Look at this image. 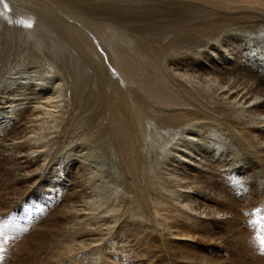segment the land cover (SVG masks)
<instances>
[{
	"label": "bare ground",
	"instance_id": "6f19581e",
	"mask_svg": "<svg viewBox=\"0 0 264 264\" xmlns=\"http://www.w3.org/2000/svg\"><path fill=\"white\" fill-rule=\"evenodd\" d=\"M7 14L13 17L12 23L4 19ZM253 19L264 26V0H0V64L19 50L31 61L45 53L60 64L58 69L66 80L61 93L60 85L51 82H37L31 90L27 87L32 84L9 79L22 74L21 67H0V72L7 74L9 89L14 95L19 93L0 106V115H7L3 117L8 122L4 129L10 127L14 133L12 139L8 134V139L0 141V168L4 166L12 175L15 189L25 187L23 194L50 181L57 198L64 195L68 173L73 174L76 167L84 170L82 183L74 182L70 198L64 200L54 219L56 242L44 251L46 255L56 252L59 264H127L120 256L128 253L129 257L140 245L138 257L150 260L155 257L151 255L153 247H170L171 237H166L170 223L179 220L209 236L219 249L229 239L227 233H232L233 251L240 260L264 264V252L255 251L264 247V234L260 237L255 232L246 240L248 247L237 245V235L245 233L248 224L241 228L234 219L238 210L233 198L240 192V180L235 177L240 175V164L228 154L229 149L241 145L264 158V81H258L262 86L251 94L240 85V77L252 72L232 67L242 59L228 54L236 52L242 22ZM225 39L234 41L233 45L228 47L231 41L225 45ZM203 52L205 59L207 53L218 58L213 62L207 59L212 66L209 69L203 66L206 60L193 58ZM253 52L255 56L260 53L255 49L249 53ZM247 65L255 66L253 62ZM259 78L264 79L262 75ZM207 82L211 88L204 84ZM33 92L36 106L30 100ZM204 126L213 132L217 143L212 142V136H202ZM225 133L229 136H222ZM183 140L191 144L180 147ZM89 142L97 155L92 152L87 156L90 164L86 166ZM168 143L175 150H166ZM98 155L108 166L103 171L93 166L90 172L88 167ZM58 158L61 160L55 162ZM214 160L221 168H216ZM113 169L118 170L117 180L124 179L117 184V200L100 180L106 174L114 177L108 171ZM142 174L149 188L141 194ZM199 175L207 181L202 182ZM256 183L264 188L261 178L248 182ZM15 202L10 201L9 208ZM212 202L215 205H210ZM134 203L145 212L142 221H135H139L138 227L131 222L135 211L129 212L130 219L125 213ZM232 223H236L234 229L229 228ZM49 226L42 230L34 226L39 243L53 241ZM208 229L215 233L208 234ZM60 232L64 234L59 236ZM18 244L17 249L23 248ZM183 249L169 253L172 261V255L180 257L172 264L220 263L203 253L190 258ZM108 254L116 257L111 259ZM196 255L206 262H194ZM6 259L2 264L16 263L9 256ZM35 263L24 259L22 264Z\"/></svg>",
	"mask_w": 264,
	"mask_h": 264
},
{
	"label": "rangeland",
	"instance_id": "374dc122",
	"mask_svg": "<svg viewBox=\"0 0 264 264\" xmlns=\"http://www.w3.org/2000/svg\"><path fill=\"white\" fill-rule=\"evenodd\" d=\"M6 13H9V12H6ZM4 17H5L4 19H7L8 22L12 23L13 17L8 18V14L6 16L4 15ZM242 23H244V27L240 28L241 34H240V36L237 39V42L235 44L236 52H228V54L230 56L238 57L237 58L238 60L242 59L241 60L242 62L240 61V65L238 63L236 65H232V67L237 66V68L240 69V71L246 69V71L252 72L251 74L247 73L244 79L242 77H240V81H241L240 85L242 87H244L247 91H250L251 94H253L259 88V86H262V84L257 85L256 83L258 81L259 82L264 81V79L259 78V76H261V75L264 77V64H263V62H264V51L260 52L261 48L264 47V43H259V42H263L261 40L264 39V26H263V23H261L259 20H255V19L246 20L245 22H242ZM29 25H31V24L29 23ZM232 29H234V27H232ZM234 30H236V29H234ZM230 41H227L226 39L223 40V42H225V45H227L228 42H230L228 44V47H231L233 45V42H234L232 40H230ZM199 46L204 48L202 41H199ZM251 49H255L262 54L260 55V53H259L255 56L256 52H253L254 54L249 53L251 51ZM20 51L21 50L17 51L15 55H13L8 60L6 59V61L3 62V64H0V67H10L13 70L19 69L21 67L20 69L23 70L22 74H18L15 76L12 75L9 79H11V78L16 79L18 83L32 84V86H30V87L26 86L27 88H30L31 90L35 88V83H37V82L43 83V84L46 82H51L54 85H57V84L60 85V86H58V90L61 93L62 87H64L66 85V80H65V76L63 75L61 70L58 69L60 64L58 62H56V59L53 56L51 58V55L49 56L48 54L43 53V54L39 55L37 61H36V59H32V61H31L30 58L26 59L27 60L26 61L25 57L23 56L24 50H22V52H20ZM210 51H212V50H210ZM203 53L204 54H201L202 56L198 55V57H193V58L195 60H198V58L200 57L201 60H206L203 62V66L206 67L207 69H209L212 67L211 63H209V62L217 61L218 58L214 57L213 58L214 60H213L212 58H210L209 53H207V59L210 60L209 62H207V59H205V52H203ZM246 55L250 58L249 60L246 59V57H245ZM18 58H21V59L19 60ZM45 59H47V60L45 61ZM51 61H53L54 63L52 62V64H51ZM41 62H43L45 65ZM248 62H253L255 66H248L247 65ZM244 63H246V64H244ZM19 65H21V66H19ZM46 65H48V66H46ZM45 68H47V69H45ZM34 71H36V72H34ZM44 72L46 73V75ZM50 72H51V74H49ZM47 74L49 76H47ZM58 74L60 76H58ZM44 75L48 78L50 77V75H52L49 78V79H51V78L52 79L49 80L48 78H44L45 77ZM9 76H10V74H9ZM6 77H7V74H3L2 72H0V100H1L0 106L6 105L7 101L14 99L15 96H17L19 94L17 92L18 94L14 95L16 92L14 93L12 90L9 89V86L11 84L8 81H5ZM204 77L208 78L206 76H204ZM63 78H64V81H63ZM256 79H257V81H256ZM227 80H228V77H227ZM244 82H247L246 83L247 86L242 85ZM228 83H229V80H228ZM204 84H206L209 88L212 87V84H209L208 82L204 83ZM263 84H264V82H263ZM251 88H253V89L250 90ZM21 91H25V90H21ZM19 96H21V95H19ZM31 97H34V99L31 98L30 100H33L34 106H36L35 105L36 104V101H35L36 96H35L34 92L31 95ZM28 102H30V101H28ZM26 104L27 103H25L24 105H26ZM6 111H8V110H6ZM5 116H7V115H4V113H2V115H0V118H1L0 119V132L2 133V136H3V137H0V141L1 140L5 141L6 139H8V136L11 134L14 135V133H12V128L7 127L4 129V124L8 123V122H5V119H3V117H5ZM8 116H10V115H8ZM13 118H15V115H13ZM200 130L202 132V136H212V138H213L214 134H213V132L210 131V129L208 127L204 126ZM166 133H168L169 135L171 134L169 131ZM12 135H11L10 139L13 138ZM222 136H229V135H227L225 133V134H222ZM85 141L86 140H84V142ZM212 142L217 143V139L213 138ZM79 144L83 145V143H79ZM189 144H191L189 141L187 142V141L183 140V144L180 147H184V146L187 147V145H189ZM224 144L227 147H228V145H230L227 142H224ZM234 145H237V144L235 143ZM92 146H93V143L89 142V144L87 145L88 151L87 150H86L87 152L85 151L86 152L85 154H87L85 157V160H87V161H84V164L87 163L86 166L88 165V163L90 164V162L87 159V156L91 155L92 152L94 153V155H97V152H95L92 149ZM170 146L173 147L171 145V143L166 144V150H168V149L171 151L175 150L176 147H173V149H172ZM83 147H84V145H83ZM251 149H253V148H251ZM251 149L248 146L245 147V146L240 145V147L237 150H234L233 148L229 149V153H228L229 155H233L236 158V161H235L236 164H240V175L235 177V180L236 179L240 180V192H237V194H235V197L233 198V200L236 201V206H237L236 210H238L237 211V217H235L234 219L238 220L237 221L238 224L241 223V225H240L241 228H245L246 224H248V228L246 229L245 233L237 235V239L239 240V242H237V245L240 246L241 248L243 246L248 247L246 240L253 235L255 236L256 235L255 232H258L259 234L261 233L262 235L264 234V232L262 233V231H264V188L259 187V185H257V183L255 185H249L248 184V182L250 180H255L258 178H261L264 181V160H263L264 158L259 157ZM226 150H228V149H226ZM59 156H60V154L57 155L56 157H59ZM98 156L99 157H96V158L94 157L93 158L94 160L93 159H92V161L90 160L91 165H90V167H88L90 172H92V170H94V167H95V170L97 168H99V170H102V171L105 170V168H107L106 164L108 166V163L104 164L103 163L104 159L103 158L101 159L100 155H98ZM209 157L213 158L214 156L210 155ZM59 160H61V158L56 159L55 162H59ZM99 162L101 164L103 163V165H105L104 169H102V165H100ZM214 162H215L214 165L217 166L216 168H218V166H220V168H221V165H219L216 160H214ZM60 163H57L56 166L57 165L60 166L61 165ZM3 165H5V162H3ZM99 165L101 167H98ZM5 170L6 169L4 166L0 168V255L2 256V257H0V259H1L0 264L5 263L3 261H7L6 256L11 257V261H16L15 264H22L24 259L26 260L27 263L36 262L35 264H54V263L59 264L60 258L56 257V255H57L56 252H54L51 256H49L48 254L46 255L45 252L47 253V250L49 249L48 247H50V248L53 247L52 245L56 242L55 227H54L55 220L54 219H56V217L59 215L58 212L61 210V206L63 205L64 200L65 199L68 200L70 198L71 193L73 192V189L75 187L74 182H76L77 180H80L82 183V178H85V177H83V172H84L83 168H81V167L77 168L76 167V169H74V171H73V174H71L72 171L68 173V176H67L68 181L63 186V188H65V190L62 191V193L64 195H63V197H62V195H60L58 198L56 197V194L52 193L53 189L51 187L50 181H48L42 188H40L41 184H39L34 189V191L30 190V192L28 194L27 193L23 194L22 192H24L25 187H19V188L15 189V187H13V181H11L12 175L7 174L5 172ZM108 171L115 178L112 176L110 178L109 174L108 175L106 174L103 177H101V175H98V178L101 177L100 180L103 181L102 184H104L106 182L105 183V186L107 187L106 192H110V193L113 192L114 199L117 200V195L119 194V190H120L118 188L117 184L119 185L120 182L123 181L124 179L119 178V180H117L116 176L119 175L118 170L116 171L115 169H113V172H111L110 170H108ZM90 175L88 177H90ZM104 177H106L107 179H105ZM124 177H126V176L124 175ZM142 177H143V174H142ZM200 177H201V175H199V179L202 182L207 181L206 178H204V177L200 178ZM45 178H48V177H44V179ZM107 180H109V181H107ZM140 180H141V177L139 178V181ZM143 180H144L143 183H142V181H140L141 187L139 188V190L141 191V194L144 192L148 193V188H149V184H147L145 177H143ZM110 183L112 185H110ZM112 186H113V188L114 187L115 188L112 189ZM121 186H125V185L122 184ZM166 186H170V185L166 184ZM9 189H10V191H9ZM117 189H119V190H117ZM261 191H263V192H261ZM18 199H20V200H18ZM15 200H17V202H15V204L12 205V208H9L10 201L13 202ZM201 204H202V201L200 200L199 205H197V207L201 206ZM210 205H215V203L212 202V204H210ZM207 207L211 208L208 204H207ZM127 209H126L127 211H125V213L127 214V218H129V219H130V213L135 211L134 212L135 214L131 213L132 214L131 217L134 219V220H131V222H133V223L136 220L142 219L143 216H145V212L143 210L138 209L137 204H135V203L133 204V206H129ZM131 209H133V210L131 211ZM55 211L57 213L56 216L54 215ZM139 212H141L142 214ZM137 217H139V218H137ZM234 219H231V220H234ZM45 220H47V221H45ZM139 221H142V220H139ZM139 221L134 223L137 227L140 225ZM259 221H261V222H259ZM170 224L172 227L170 226ZM170 224L168 223V225L171 228L169 229V231L167 233L168 235L166 236V237H171L170 238L171 239L170 240V247L169 246H166V247L163 246V247H160L159 249L156 248V246L153 247L152 248L153 252L151 253V255H153L155 257H151L150 260H147L145 258L143 259L141 257H138V255H140V254L137 252H140L139 250H141L138 248V247H140V245H138V247H136L132 250V253L129 255V257L126 256L128 253H126V255L124 253V255L120 256L122 262L124 261L127 264H172L175 261H179L180 257L178 254H174V255H172V259L174 261H172L171 259L168 258L169 253L171 251L178 252L182 248H184L183 252L187 256H189L190 258H191L192 254L197 252L198 254L203 253V255H205L206 257L211 256L212 258L210 257V259L213 262L218 259V261L220 262L219 264H248V262L244 261L243 259L240 260V258H239L240 256L235 254L236 251H233V249H234L233 243H235L234 242L235 240H233L231 238L232 233H227V235L229 236V239H227V241H225L223 243V245L224 244L225 245L219 249L218 246H215V245H217L216 243H212L210 241V239L208 238L209 236L203 235V233L200 232L198 229H196L192 224L186 223L184 221H179V220L171 222ZM48 225H50L49 226L50 235L52 236L53 241H50V243H48V244L39 243L38 242V238H39L38 234L39 233H35L34 226L38 227L39 230H42L44 227H47ZM67 227H71V225H67ZM235 227H236V223H232L231 225H229V228H231V229H234ZM133 228H136V227L134 226ZM133 228H131V229H133ZM139 230L144 231V229L142 227H140ZM225 230L229 231L228 228H225ZM64 232H60V234L58 233L59 236H62V234H64ZM214 233H215L214 229H208V234L211 235ZM261 234H260V237H263L264 235L261 236ZM234 236H236V235H234ZM173 238H174V240H173ZM60 239H62V238H60ZM15 242H16V244L17 243L20 244V245L18 244V248L23 247V248H20V249H22V251L20 249L16 248ZM258 242H260V240ZM22 243H24L25 245H22ZM24 246H26L25 249H24ZM39 246H42V247H39ZM27 247L30 250L27 249ZM38 247H39V249H38ZM141 247H144V249H145V246H141ZM255 247L256 246H254V248ZM262 247L263 246H261L260 249ZM254 248H253V250H254ZM23 249L26 250L25 252L31 251V250L32 251L24 254L25 252L23 251ZM246 249L247 248H244L243 251H245ZM260 249L255 248V251L258 250V251L264 252L263 251L264 247H263V249H261V250ZM34 251H35V253H34ZM243 251L241 249L240 252H243ZM258 251H256V252H258ZM33 253H34V256H32ZM141 253L145 254V251L143 252V250H142ZM40 254H41V256H39ZM107 256L110 257L111 259L116 257L115 255H112V254L111 255L108 254ZM156 256H158V257H156ZM47 257L49 259H47ZM19 258H20V261H19ZM193 261L194 262H198V261L200 262L201 261V263L206 262L204 260L203 256H199V255L194 256ZM213 262H211V263H213ZM100 264H101V262H100Z\"/></svg>",
	"mask_w": 264,
	"mask_h": 264
},
{
	"label": "snow or ice",
	"instance_id": "6c2138e0",
	"mask_svg": "<svg viewBox=\"0 0 264 264\" xmlns=\"http://www.w3.org/2000/svg\"><path fill=\"white\" fill-rule=\"evenodd\" d=\"M5 7H6V5H5Z\"/></svg>",
	"mask_w": 264,
	"mask_h": 264
}]
</instances>
